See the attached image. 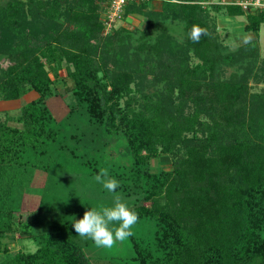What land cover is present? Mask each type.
I'll return each instance as SVG.
<instances>
[{"label":"trees","instance_id":"1","mask_svg":"<svg viewBox=\"0 0 264 264\" xmlns=\"http://www.w3.org/2000/svg\"><path fill=\"white\" fill-rule=\"evenodd\" d=\"M103 1L0 2V58L9 61L0 67V100L37 93L16 114L0 111V264H91L66 224L32 233L11 204L20 185L15 168L36 167L48 153L77 157L90 174L107 169L138 222H152L149 238L130 236L135 264H264V91L249 92L247 84L264 78L257 52L264 8L243 10L235 3L243 0L206 7L205 0H130L122 17L142 15L153 26L179 19L185 38L177 42L160 27L153 37L141 32L129 52L127 30L100 34ZM154 1L159 10L149 8ZM209 9L244 15L242 29L254 38L223 51L211 35ZM194 25L204 30L195 43L188 38ZM190 56L197 62L188 66ZM153 59L149 71L159 65L152 78L163 86L147 92L140 69ZM223 64L241 72L221 77ZM54 94L70 99L65 124L78 114L85 123L82 130L74 124L72 145L44 105ZM112 140L119 141L117 165L98 153ZM25 152L34 158L22 159ZM161 154L170 157V168L152 171L149 161ZM17 231L29 236L33 251L8 250L3 238Z\"/></svg>","mask_w":264,"mask_h":264},{"label":"rangeland","instance_id":"2","mask_svg":"<svg viewBox=\"0 0 264 264\" xmlns=\"http://www.w3.org/2000/svg\"><path fill=\"white\" fill-rule=\"evenodd\" d=\"M3 0H0V2ZM208 1V0H207ZM231 0H209V2L215 3H227ZM207 3H204L206 7ZM149 8L152 10H159V2H151ZM208 19L214 25L211 28V35L216 39L224 48L223 51L234 50L244 42V38L252 40L254 34L250 31H243L242 26L245 21L244 15L230 16L222 11L213 12L211 9L208 10ZM162 30L168 34L171 38H174L177 42H182L185 38V32L183 30V23L179 19L167 18L164 21H158L156 26L146 24L145 18L142 15H126L123 17V21L119 22L116 28H123L130 32L129 47L128 51L134 50L133 46L141 40V32H145L147 37H153L158 30ZM116 29L104 32L101 30V35L111 36ZM257 39V52L258 59H264V23H262L258 30ZM146 39V36H145ZM138 56H141L138 54ZM149 57L153 58L151 54ZM154 59L149 63L142 66L140 74H144V91L152 92L154 90H159L162 88V81L154 80L152 77L159 70V65L153 66V72H150L151 65ZM197 62L196 58L190 56L187 65L191 66ZM9 64V61L3 57L0 58V67L4 68ZM44 66L47 69V64ZM221 77H227L231 72L239 73L241 68L236 66V64L231 65H221ZM255 71V69H253ZM57 85L55 86L58 92L62 91L60 84V79L64 76L63 67L59 68L57 71ZM49 76L51 72L49 70ZM249 92H259L264 91V78L260 81L254 82L250 78L247 81ZM133 87V84H131ZM24 96V95H23ZM59 98L62 100L63 104L66 106V100L70 99L66 96H60L59 94H54L45 99L44 105L51 114L54 120L55 126L62 131L64 136V143L67 145H72L73 141L69 137L77 126V130H82L85 123L80 121L79 116L73 118V120L67 124L62 121L65 113L57 112L52 104H49L48 99ZM27 100L26 97L22 96L14 101H9L4 103V108L6 112L10 115L16 114L18 109ZM122 98L119 100L120 105H122ZM1 107V106H0ZM3 111V110H1ZM10 125H17L14 122H9ZM118 140H112L104 148L105 150L99 149V154L103 155L106 153L105 158L107 161L117 165L113 161L115 157V150H117ZM103 147V146H102ZM109 150V151H106ZM110 153V154H109ZM49 154V159L45 161L41 156L42 162L38 161L37 166H29V164L20 165L15 168V181L19 182V186L14 189L11 197L13 202L12 206L18 209L21 213L18 216L24 219L25 217L29 220V230L32 233L51 231L57 228H62L63 224H66L70 229L73 230V239L76 243L80 244L84 254L88 256L91 264H135V262L129 257L133 255L130 237L126 238L124 241L116 242L112 247H97L94 242L90 239H82L78 234L74 232L72 228V223L75 219H80L83 216L85 210L91 208H96L99 210L105 206H112L113 197L115 195H120L121 192L116 190L115 193H109L103 189L102 185L95 181V176L97 174H90L89 169L85 167L83 163L79 161L77 157L71 158L69 154ZM109 154V155H108ZM112 154V155H111ZM111 155V156H110ZM114 156V157H113ZM40 157V158H41ZM31 152H25L22 159H33ZM38 158V157H37ZM48 163L49 166L46 169H42L41 164ZM150 169L157 170L159 168L169 169L170 168V157L167 154H161L156 159H151L149 161ZM89 171V172H88ZM115 178L114 175L109 176ZM116 179V178H115ZM20 203L16 204L18 201ZM122 200L126 203L130 202V198L127 199L122 197ZM142 204L146 205L147 202L143 201ZM152 222L148 221H137V223L131 229L132 236L138 239H147L151 236L153 225ZM264 236V234H263ZM3 242L6 244L7 248L11 252L16 250L23 251H33L35 245L29 236L24 235L20 232H13L6 235L3 238ZM142 244V243H141ZM2 253H0L1 257Z\"/></svg>","mask_w":264,"mask_h":264},{"label":"clouds","instance_id":"3","mask_svg":"<svg viewBox=\"0 0 264 264\" xmlns=\"http://www.w3.org/2000/svg\"><path fill=\"white\" fill-rule=\"evenodd\" d=\"M203 34L204 30L194 25L188 38L194 43L199 42ZM244 42H248L247 37ZM94 179L109 193H115L119 187V181L109 177L107 169H100ZM137 221V213L117 194L113 197L112 206L85 210L83 216L72 223V228L82 239L92 240L97 247L109 248L130 237Z\"/></svg>","mask_w":264,"mask_h":264},{"label":"built area","instance_id":"4","mask_svg":"<svg viewBox=\"0 0 264 264\" xmlns=\"http://www.w3.org/2000/svg\"><path fill=\"white\" fill-rule=\"evenodd\" d=\"M127 1L130 0H104L100 3L98 15L104 32L116 28L119 22L123 21V7ZM208 2L205 0L201 4ZM235 3L239 4L243 10H246L249 6L252 8H264V0H243L235 1Z\"/></svg>","mask_w":264,"mask_h":264},{"label":"crops","instance_id":"5","mask_svg":"<svg viewBox=\"0 0 264 264\" xmlns=\"http://www.w3.org/2000/svg\"><path fill=\"white\" fill-rule=\"evenodd\" d=\"M23 97H26L27 100L25 102H28V101L36 98L37 97V93L35 91H33V90H30V91L26 92L24 94V96L22 95V98ZM14 100H16V99H14ZM14 100H0V106H1L0 107V111L1 110L6 111L4 106H2V105H4V103L9 102V101H14ZM48 101H49L48 102L49 104H52L54 106V108L57 110V112H62V113L64 112L65 113V110L67 111L66 106L63 104L61 99L53 98V99H48Z\"/></svg>","mask_w":264,"mask_h":264}]
</instances>
